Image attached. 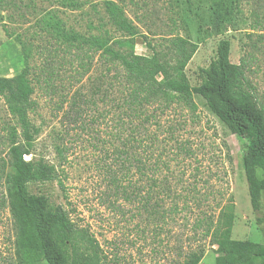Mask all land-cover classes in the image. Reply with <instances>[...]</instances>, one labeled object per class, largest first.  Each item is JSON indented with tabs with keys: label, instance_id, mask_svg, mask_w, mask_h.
<instances>
[{
	"label": "rangeland",
	"instance_id": "374dc122",
	"mask_svg": "<svg viewBox=\"0 0 264 264\" xmlns=\"http://www.w3.org/2000/svg\"><path fill=\"white\" fill-rule=\"evenodd\" d=\"M114 1L138 30L137 53H170L177 36L198 44L186 67L192 85L200 84L201 69L217 57L219 41L228 39L231 61L244 64L264 101V0ZM58 20L83 36L122 35L110 23L104 0H0V76L24 67V45L34 86L30 116L40 132L26 158L42 157L58 171L57 179L32 184L31 190L49 195L77 227L88 229L111 264H175L201 247V264H216L217 246L204 236V221L217 216L218 204L229 196L236 205L232 238L264 244V223L256 221L263 210L255 212L250 203L243 142L196 94L190 104L175 98L159 106L157 151L167 146L163 158L170 170L157 172L170 190L158 197L163 208L157 217L148 218L139 200L122 199L115 178L130 191L140 187L143 198L148 192L149 148L141 143L146 135L142 128L135 135L118 118L114 69L108 72L98 52L58 35ZM7 122L12 118L0 95V158L7 150ZM137 158L145 164L143 176ZM4 195L0 181V264H46L26 252L24 222L12 215Z\"/></svg>",
	"mask_w": 264,
	"mask_h": 264
},
{
	"label": "trees",
	"instance_id": "16d2710c",
	"mask_svg": "<svg viewBox=\"0 0 264 264\" xmlns=\"http://www.w3.org/2000/svg\"><path fill=\"white\" fill-rule=\"evenodd\" d=\"M104 2L110 23L122 33L119 38L109 33L91 36L73 33L63 28L59 20L54 22L53 27L67 41H75L79 47L98 52L108 72L114 69L115 82L111 86L116 90L117 97L112 102L118 109V118L126 121L135 135L140 128L146 135L147 139H142L141 143L146 141L149 148L148 167L151 175L148 192L143 198L140 187L130 191L118 178L113 180L115 190L122 194L125 201L139 200L148 218L157 217L158 210L163 208L158 197L162 191L170 190V183L167 179L162 182L157 172L165 168L170 170L169 163L163 158L167 146L158 153L159 106L168 105L175 98L190 104L196 94L243 142L242 165L250 203L255 212L263 210V215L256 218L258 224H263L264 101L258 98L250 84L244 64L231 61V42L228 39L219 41L217 57L208 67L201 69L200 84L192 85L186 67L198 49L197 43L177 36L170 40V53L154 51L150 55L139 54L135 51L136 26L117 2ZM22 53L24 67L13 76H0V95L4 97L12 118V122L5 124L7 150L5 156L0 158V181L5 187L4 203L13 216L23 220L24 247L33 258L44 260L46 264H111L88 229L77 227L68 211L62 205L52 203L49 195L31 190L32 184L57 179L58 171L54 164L42 157L26 158L33 154L40 129L30 116L35 107L32 99L34 86L24 45ZM160 110L164 109L161 107ZM137 141V137H134V142ZM137 159L138 169L143 176L145 164L142 158ZM186 197L185 201H188L189 196ZM185 204L189 205V202ZM218 206L217 216L206 218L203 230L204 236L217 246L219 256L216 264H264L263 243L232 238L236 205L231 197ZM204 252L203 247L191 250L175 264H201Z\"/></svg>",
	"mask_w": 264,
	"mask_h": 264
}]
</instances>
